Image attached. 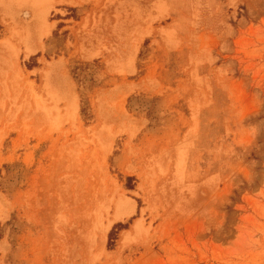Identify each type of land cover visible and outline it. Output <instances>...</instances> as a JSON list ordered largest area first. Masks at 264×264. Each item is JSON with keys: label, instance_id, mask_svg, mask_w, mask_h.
I'll list each match as a JSON object with an SVG mask.
<instances>
[{"label": "rangeland", "instance_id": "obj_1", "mask_svg": "<svg viewBox=\"0 0 264 264\" xmlns=\"http://www.w3.org/2000/svg\"><path fill=\"white\" fill-rule=\"evenodd\" d=\"M0 264H264V0H0Z\"/></svg>", "mask_w": 264, "mask_h": 264}, {"label": "bare ground", "instance_id": "obj_2", "mask_svg": "<svg viewBox=\"0 0 264 264\" xmlns=\"http://www.w3.org/2000/svg\"><path fill=\"white\" fill-rule=\"evenodd\" d=\"M122 203H119V206L121 205ZM123 215V212L121 211V213L119 215H117V218L120 219L121 216ZM116 216V215H115Z\"/></svg>", "mask_w": 264, "mask_h": 264}]
</instances>
